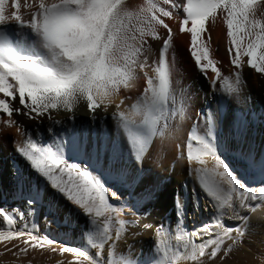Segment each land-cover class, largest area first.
<instances>
[{"label": "snow or ice", "instance_id": "snow-or-ice-1", "mask_svg": "<svg viewBox=\"0 0 264 264\" xmlns=\"http://www.w3.org/2000/svg\"><path fill=\"white\" fill-rule=\"evenodd\" d=\"M166 19L189 35L187 51L207 91L180 87ZM218 24L225 29L229 74L213 57ZM245 67L264 76V0H0V148L14 131L13 149L35 176L26 180L11 165L9 195L23 207H0V256L11 254L13 264L30 251L71 254L56 264H229L246 250L253 218L264 224V148L257 153L248 139L254 120L244 111L251 102ZM199 92L203 103L185 136ZM81 103L90 128L101 126L91 138L74 124L65 127ZM110 107L114 128L106 134L100 112ZM58 112L66 119H56ZM169 157L171 170L182 163L188 177L174 195L175 228L141 223L158 186L138 189ZM189 196L194 213L209 216L191 230L184 211ZM60 201L69 218L85 219L83 246L60 245L40 230L41 210L48 228ZM149 230L155 239L148 254L118 250L123 243L131 252L127 237Z\"/></svg>", "mask_w": 264, "mask_h": 264}, {"label": "bare ground", "instance_id": "bare-ground-1", "mask_svg": "<svg viewBox=\"0 0 264 264\" xmlns=\"http://www.w3.org/2000/svg\"><path fill=\"white\" fill-rule=\"evenodd\" d=\"M133 5L142 3V0H130ZM173 28L174 31V46L176 49V61L177 68L179 71V84L180 87L186 92H195L196 89H202L207 91V83L202 77L198 74L195 64L189 63L191 59L189 52L187 51L190 38L187 34H178V21L169 20L165 21ZM213 39V57L219 62L221 70L225 74H229L228 68L224 67L230 64L229 57L226 52V37L225 29L222 25H217L216 28L212 31ZM155 47V46H154ZM192 60V59H191ZM193 61V60H192ZM191 62V61H190ZM193 63V62H192ZM244 79L246 81L245 95L251 96V102L247 109H244L249 118L254 120V125L248 139L252 142L253 149L259 153V151L264 148V123H262V116H264V76L261 74L255 73L254 70H251L247 67L243 70ZM143 81H140L142 86ZM133 97L136 95L135 92L128 93ZM125 95V93H121ZM203 92L196 94V98L192 107L188 113V118L185 120V136L187 131L190 130L191 124L193 122L192 117L195 112L200 108V105L203 103L201 96ZM126 103H131V101H126ZM215 107V106H213ZM235 108V105L232 106ZM113 108H109L107 114L100 112V116L104 117L102 128L106 134H110L114 128V122L111 119V113ZM99 112V110H98ZM254 114V116H253ZM55 118L60 120H65L67 113L58 112L55 113ZM233 115L231 109H225V116L229 119ZM18 119L23 120V117ZM99 120V117H98ZM27 123V122H26ZM90 117L87 112L86 106L81 103V105L75 111V117L73 121L66 122L65 127L71 129L73 124L76 126L77 130L82 134H87L89 138L94 133H98L100 125H96L90 128ZM60 127V126H57ZM203 122L201 121L198 126V131L203 132ZM15 135L14 131L7 135L6 141L7 146L0 148V207L12 208L16 206L19 201H14L10 198V193L14 187V180L9 174V170L13 163L19 165L25 174L26 180H35L34 173L28 167L27 163L22 160L14 151L12 146V136ZM256 140V142H255ZM238 137H236L233 132L232 137H230L229 143L232 146L237 144ZM247 147V144L244 145ZM171 157L168 160L163 161V167L155 168V165H151L155 168L153 173H146L142 182L141 187L138 191L143 192L144 189H150L153 185H157V194L150 201L145 202L146 211L150 213L147 217V221L151 222L162 221L167 225H170L172 228H175L173 222L174 215V195L176 192L181 191V184L185 181H188L186 172L183 170L184 165L182 163L176 164L174 170H171L170 161ZM241 176L244 179H247L249 183L252 181L248 178L247 174L243 173L241 170ZM189 186L191 182L189 181ZM4 196H9L8 199H4ZM45 200L51 199L48 195V190H45L44 193ZM20 206L23 207L22 203ZM68 205L64 201H60L58 204L57 215L55 221L48 227L45 228L43 221V212L37 217V224L40 227V230L47 231V234L60 242V245L66 244L69 246H83V230L86 227L85 219L83 217L73 216L68 217L67 214ZM185 211V226L187 230H191L194 224H199L202 221L209 219L208 213L199 212L194 213L191 205V197H188V201L184 206ZM211 211V209L209 210ZM50 219H52L50 217ZM125 219H132L131 217H125ZM228 224H235V221L226 220ZM253 229L252 234L249 238L248 243L246 244V250H242L236 253L232 260L229 261V264H261V261L264 260V224H259L255 218H253ZM138 228H130L129 232H138ZM154 232L153 231H144L141 235L133 236L129 235L127 237V245H132V251L128 252L126 245L121 244L118 249L121 252H125L130 256H135L137 253L148 254L152 250L154 242ZM172 243H175L174 239L171 240ZM58 245V246H60ZM72 256L70 253H66L61 256L58 252L51 253L50 251H30L26 257H22L16 264H26L28 260H31V264H56V261H68L71 260ZM14 258L11 254H6L0 256V264H13Z\"/></svg>", "mask_w": 264, "mask_h": 264}, {"label": "rangeland", "instance_id": "rangeland-1", "mask_svg": "<svg viewBox=\"0 0 264 264\" xmlns=\"http://www.w3.org/2000/svg\"><path fill=\"white\" fill-rule=\"evenodd\" d=\"M21 3H23V0H21ZM191 61V62H190ZM193 62V63H192ZM189 63L193 64L194 65V61H192L191 59H189ZM256 142V140H255Z\"/></svg>", "mask_w": 264, "mask_h": 264}]
</instances>
